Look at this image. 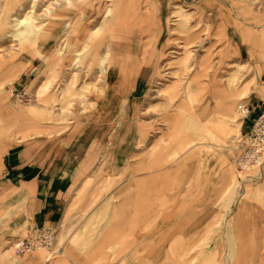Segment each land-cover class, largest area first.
Masks as SVG:
<instances>
[{"label":"crops","instance_id":"0c3cea01","mask_svg":"<svg viewBox=\"0 0 264 264\" xmlns=\"http://www.w3.org/2000/svg\"><path fill=\"white\" fill-rule=\"evenodd\" d=\"M147 57L111 60L118 78L97 102L99 124L88 115L60 133L16 128L23 116L0 91V264H221L220 250L227 264H264V176L235 188L233 166L235 135L264 104L262 54L242 87L195 79L193 112L149 114L161 132L140 149L142 78L155 72ZM0 73L1 90L11 76ZM241 103L251 115L234 127ZM39 228L56 232L59 254L13 255Z\"/></svg>","mask_w":264,"mask_h":264},{"label":"rangeland","instance_id":"374dc122","mask_svg":"<svg viewBox=\"0 0 264 264\" xmlns=\"http://www.w3.org/2000/svg\"><path fill=\"white\" fill-rule=\"evenodd\" d=\"M11 1L13 10L0 26V69L11 78L0 91L10 111L23 116L16 128L42 125L60 133L83 124L88 115L96 116L92 124H99L97 102L114 95L115 90L105 88L118 78L116 71L106 72L111 60H127L132 54L147 65L153 54L155 72L143 74L146 85L135 119L146 128L138 143L145 149L162 124L148 123L149 114L193 112L200 91L195 79L240 88L254 80L258 55L264 58V0H0V17ZM115 5L121 20L115 27L118 39L110 40L103 32L116 24L106 17L107 12L113 15ZM101 27L100 34L96 30ZM88 35L96 37L93 49L83 52ZM106 53L108 60L103 61ZM14 88L24 89L34 101L14 104ZM161 101L167 105L150 107ZM238 119L236 113L234 127ZM238 176L236 172L235 188ZM222 258L220 250V263L227 264Z\"/></svg>","mask_w":264,"mask_h":264},{"label":"built area","instance_id":"2783aa9c","mask_svg":"<svg viewBox=\"0 0 264 264\" xmlns=\"http://www.w3.org/2000/svg\"><path fill=\"white\" fill-rule=\"evenodd\" d=\"M11 101L14 104L28 105L33 97L24 89L14 88L11 91ZM239 115L238 122L249 119L251 110L245 104H239L236 108ZM237 145V153L233 166L239 178L254 170L255 176L246 175L239 179V183H257L264 176V104L260 112L251 120L250 129L244 135L234 138ZM56 232L50 229L39 228L27 238L15 241L12 244L13 253L16 257L32 255L36 252H47L51 256L59 254L56 250Z\"/></svg>","mask_w":264,"mask_h":264},{"label":"bare ground","instance_id":"6f19581e","mask_svg":"<svg viewBox=\"0 0 264 264\" xmlns=\"http://www.w3.org/2000/svg\"><path fill=\"white\" fill-rule=\"evenodd\" d=\"M13 2L11 1V2H9V3H7L6 4V6H5V9H4V12H3V14H2V16L0 17V26L1 27H3L5 24H6V19H7V21H8V19H9V17H8V14L13 10ZM119 7V5L118 6H116L115 5V7H114V10H113V15H109V13L107 12V14H106V17H108L109 18V20L110 21H114L116 24H115V26H113V27H111V28H109V29H107V30H105V32H103V33H105L106 34V37L108 36V38H114L113 36H115L116 38H118V36H116L117 34V31H116V26H118L119 25V22H120V17L121 16H118V14L119 13H117V11H116V9ZM127 16V15H126ZM125 17V16H124ZM110 18H112V19H110ZM127 18V17H126ZM125 20V19H124ZM127 20V19H126ZM24 22H26V20L24 19V20H22V21H18V24H22V23H24ZM122 24V23H121ZM125 26H127L126 24H125ZM102 30V27H101V29H97L96 31L97 32H100ZM114 35H113V34ZM93 34V33H92ZM100 34H101V32H100ZM120 34V33H119ZM89 36V40H88V42H87V45L85 46V48H84V50H83V52H87V50L89 51L90 49H93V44H94V39L96 38V37H91V35H88ZM107 49H108V47H107ZM106 56H107V53L105 54V57H104V59H103V61H106V60H108L107 58H106ZM101 71H103V69L101 70Z\"/></svg>","mask_w":264,"mask_h":264}]
</instances>
